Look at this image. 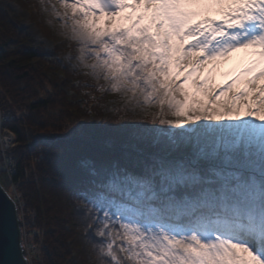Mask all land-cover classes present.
<instances>
[{
    "label": "snow or ice",
    "instance_id": "1",
    "mask_svg": "<svg viewBox=\"0 0 264 264\" xmlns=\"http://www.w3.org/2000/svg\"><path fill=\"white\" fill-rule=\"evenodd\" d=\"M59 4L57 15L80 45L78 68L124 101L113 110L126 121L119 143L83 152L71 174L80 227L98 259L264 264V0ZM241 51L249 59L232 79L212 88L210 75L199 79L208 62ZM59 127L63 134L52 139L93 142L91 125ZM43 161L41 149L17 179L5 176L0 193H12L17 213L18 189ZM19 248L23 262L2 264H28L23 242Z\"/></svg>",
    "mask_w": 264,
    "mask_h": 264
},
{
    "label": "trees",
    "instance_id": "2",
    "mask_svg": "<svg viewBox=\"0 0 264 264\" xmlns=\"http://www.w3.org/2000/svg\"><path fill=\"white\" fill-rule=\"evenodd\" d=\"M16 1L29 11L42 36L53 42L51 49L36 45L21 20L0 2V112L2 123L16 137V147L9 153L14 173L31 165L33 154L44 152L36 173L18 189L23 197L19 211L23 240L34 249L29 251L33 264H108L107 259H98L91 238L80 227L82 213L71 174L83 152L110 150L119 143L126 121L113 118V110L124 101L119 93L101 91L98 85L106 89V82L78 68L80 45L51 26L45 0ZM89 111L97 115L89 116ZM66 123L93 126L89 129L93 142L52 139L63 134L59 126ZM50 161L57 162L60 171ZM14 173L10 178L2 171L1 184L5 176L17 179Z\"/></svg>",
    "mask_w": 264,
    "mask_h": 264
},
{
    "label": "rangeland",
    "instance_id": "3",
    "mask_svg": "<svg viewBox=\"0 0 264 264\" xmlns=\"http://www.w3.org/2000/svg\"><path fill=\"white\" fill-rule=\"evenodd\" d=\"M0 2H2L4 5L9 7L14 12V14L21 20L22 25L31 33L33 39L35 40L36 45L39 44L44 45L47 49H51L53 47V42L50 39L43 37L39 27L36 25L35 22L31 20L29 11L27 9L21 7L16 0H0ZM45 2H46V9L48 10L50 16L51 26L56 30V32L59 35L67 36L70 39H72L70 36L69 29L65 27L66 18H64L62 15L61 16L57 15V11L63 13V9L60 7L59 0H45ZM53 5L56 8L55 11L53 10L52 7ZM127 14H128L127 12L121 13V17L126 16ZM108 19L109 18L107 16H102L99 20V26L105 27V21H107ZM72 40L76 41L74 39ZM237 55L240 56H237L232 60L231 58L230 59L221 58L220 60L217 61L208 62L204 66L203 71L197 74L199 79L203 80L206 77H209L210 75L209 84L206 87L212 88L223 85L228 80L232 79L233 76L236 73H238L239 69L243 66V64L246 63L247 60L249 59V57H247L243 51L238 53ZM237 59L240 61V63H237L236 61ZM187 70L188 69H185V71ZM229 72H232V75H226V73ZM181 75H183V73ZM195 78L196 77H193V79ZM188 87L193 91L195 90L194 87L192 86L191 81L189 82ZM237 87L238 88L243 87V85L238 84ZM4 167H5L4 164L0 161V169ZM22 242L26 252L27 260L29 264H33L32 258L30 257L31 252L29 253V251L34 249L32 247H29V244H26L25 239L22 240Z\"/></svg>",
    "mask_w": 264,
    "mask_h": 264
},
{
    "label": "water",
    "instance_id": "4",
    "mask_svg": "<svg viewBox=\"0 0 264 264\" xmlns=\"http://www.w3.org/2000/svg\"><path fill=\"white\" fill-rule=\"evenodd\" d=\"M0 186H3L1 182ZM9 196L8 192L7 195L0 193V264L5 260L23 262L25 259L19 248L23 240V225L20 226L16 222L19 213L12 207Z\"/></svg>",
    "mask_w": 264,
    "mask_h": 264
},
{
    "label": "built area",
    "instance_id": "5",
    "mask_svg": "<svg viewBox=\"0 0 264 264\" xmlns=\"http://www.w3.org/2000/svg\"><path fill=\"white\" fill-rule=\"evenodd\" d=\"M2 120L0 112V161L8 168L7 174L11 178L15 172V162L11 158L10 163L6 164V160L10 158V151L16 147V137L15 133L2 123Z\"/></svg>",
    "mask_w": 264,
    "mask_h": 264
},
{
    "label": "bare ground",
    "instance_id": "6",
    "mask_svg": "<svg viewBox=\"0 0 264 264\" xmlns=\"http://www.w3.org/2000/svg\"><path fill=\"white\" fill-rule=\"evenodd\" d=\"M235 54V53H234Z\"/></svg>",
    "mask_w": 264,
    "mask_h": 264
}]
</instances>
